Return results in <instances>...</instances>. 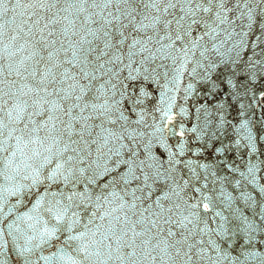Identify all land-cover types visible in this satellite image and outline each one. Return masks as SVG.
<instances>
[{"label": "snow or ice", "instance_id": "6c2138e0", "mask_svg": "<svg viewBox=\"0 0 264 264\" xmlns=\"http://www.w3.org/2000/svg\"><path fill=\"white\" fill-rule=\"evenodd\" d=\"M0 264H264V0H0Z\"/></svg>", "mask_w": 264, "mask_h": 264}]
</instances>
